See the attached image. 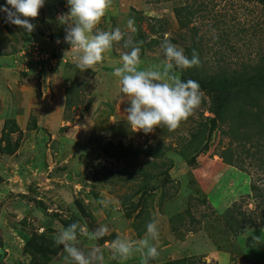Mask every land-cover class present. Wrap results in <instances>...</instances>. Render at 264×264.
<instances>
[{
  "label": "rangeland",
  "instance_id": "obj_1",
  "mask_svg": "<svg viewBox=\"0 0 264 264\" xmlns=\"http://www.w3.org/2000/svg\"><path fill=\"white\" fill-rule=\"evenodd\" d=\"M67 11V0H46L30 34L0 13V264H66L54 237L74 222L106 225L95 242L78 233V246L95 243L103 264H121L107 245L144 238L152 219L159 256L149 264H264V91L234 97L222 122L211 110L220 92L207 94L210 80L264 67V2L112 0L97 27L142 42L141 68L163 63L165 34L199 54V66L173 72L199 83L201 106L177 129L147 135L127 125L112 75L129 49L114 44L81 72L76 53L64 57L57 16Z\"/></svg>",
  "mask_w": 264,
  "mask_h": 264
},
{
  "label": "clouds",
  "instance_id": "obj_2",
  "mask_svg": "<svg viewBox=\"0 0 264 264\" xmlns=\"http://www.w3.org/2000/svg\"><path fill=\"white\" fill-rule=\"evenodd\" d=\"M45 3L46 0H6L5 5H0V13L6 23L30 34L36 27L30 21L39 17ZM111 4L112 0H67L68 11L57 16L59 24L64 26L63 42L70 45L64 57L69 52L76 53V67L85 72L101 63L104 53L112 49L114 44L123 42L122 47L129 51L121 53V64L114 68L112 75L118 78L119 91L128 104L124 109L127 125L134 132L142 131L145 135L156 128H167L169 131L177 129L181 122L199 109L204 93L197 81L182 80L173 69L186 70L199 66V54L193 50L189 58L183 48L171 43L169 35L165 34L160 45L165 57L163 63L141 68L139 43L142 42H135L131 35L119 27L107 31L97 27ZM134 23L133 18L127 21V28L133 33ZM57 43H60L59 39ZM107 232L106 225L90 232L85 226L74 222L59 230L54 243L62 246L66 264H103L102 249L93 243L85 252L78 246V233L95 242ZM158 239L157 222L152 219L146 225L144 238L132 241L117 237L107 246L112 258L121 264L134 254L140 255L142 264H149L159 256L157 245L152 243ZM253 239L259 242L260 237Z\"/></svg>",
  "mask_w": 264,
  "mask_h": 264
},
{
  "label": "trees",
  "instance_id": "obj_3",
  "mask_svg": "<svg viewBox=\"0 0 264 264\" xmlns=\"http://www.w3.org/2000/svg\"><path fill=\"white\" fill-rule=\"evenodd\" d=\"M261 1L264 2V0ZM246 74L249 75V71ZM251 76L252 77L245 75L237 81H227L225 79L211 81L209 79L210 90L207 91V94L210 97L218 98V95L216 94L217 92H220L219 98L222 100V103L219 104L217 101H215V105L213 106L214 108H211L214 118L217 119L218 122H222V120H224V114L222 111L227 108L229 104L233 103L231 100L234 99V97H246L251 92H253V94H257L261 93V91H264V67L258 72H254Z\"/></svg>",
  "mask_w": 264,
  "mask_h": 264
},
{
  "label": "crops",
  "instance_id": "obj_4",
  "mask_svg": "<svg viewBox=\"0 0 264 264\" xmlns=\"http://www.w3.org/2000/svg\"><path fill=\"white\" fill-rule=\"evenodd\" d=\"M0 23H1V22H0ZM2 29H3V28H2V25L0 24V30H1L0 32H1V33H2ZM107 78H111V77H108V75H107ZM107 78L105 77V82H104V84L107 83V84L109 85V88H111V81H110V82H106V81H107V80H106ZM96 91H97V89H96ZM109 91H110V93H111V90H110V89H109ZM95 93H97V92H95Z\"/></svg>",
  "mask_w": 264,
  "mask_h": 264
}]
</instances>
